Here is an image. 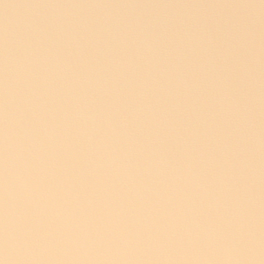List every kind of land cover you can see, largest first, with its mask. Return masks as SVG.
I'll return each instance as SVG.
<instances>
[{
	"label": "water",
	"instance_id": "obj_1",
	"mask_svg": "<svg viewBox=\"0 0 264 264\" xmlns=\"http://www.w3.org/2000/svg\"><path fill=\"white\" fill-rule=\"evenodd\" d=\"M0 262L264 264V0H0Z\"/></svg>",
	"mask_w": 264,
	"mask_h": 264
},
{
	"label": "clouds",
	"instance_id": "obj_2",
	"mask_svg": "<svg viewBox=\"0 0 264 264\" xmlns=\"http://www.w3.org/2000/svg\"><path fill=\"white\" fill-rule=\"evenodd\" d=\"M0 264H3V262H0Z\"/></svg>",
	"mask_w": 264,
	"mask_h": 264
}]
</instances>
